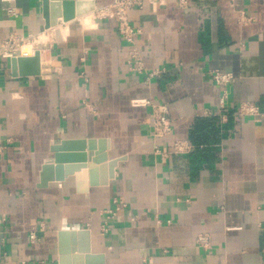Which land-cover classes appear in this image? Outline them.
Masks as SVG:
<instances>
[{
    "label": "crops",
    "instance_id": "1",
    "mask_svg": "<svg viewBox=\"0 0 264 264\" xmlns=\"http://www.w3.org/2000/svg\"><path fill=\"white\" fill-rule=\"evenodd\" d=\"M94 1L96 9L112 2ZM239 13L253 20L239 24ZM128 19L141 30L142 74L130 70L116 22L93 13L57 20L53 29L66 34L43 49L39 76H14L0 60V264H59L58 233L66 230L77 232L75 255L102 257L86 264H264V0H189L184 9L175 0L155 9L146 2ZM44 29L39 0H0V43ZM213 71L234 77L220 116ZM138 100L170 107L172 133L158 141L161 151L177 141L191 151L155 155L152 113ZM240 104L259 115L240 116ZM83 139L106 140L108 160H119L113 178L94 165L92 185L83 169L37 188L50 148ZM113 199L125 206L105 219ZM40 223L32 245L28 234ZM199 235L208 248L196 244ZM63 244L70 248L71 237ZM72 258L68 264H85Z\"/></svg>",
    "mask_w": 264,
    "mask_h": 264
},
{
    "label": "built area",
    "instance_id": "2",
    "mask_svg": "<svg viewBox=\"0 0 264 264\" xmlns=\"http://www.w3.org/2000/svg\"><path fill=\"white\" fill-rule=\"evenodd\" d=\"M4 2H13L14 0H1ZM146 2L148 5L155 8H164L166 6V0H112V2L106 6H102L98 9H95L93 12V16L95 20L99 21H115L116 22V32L117 35L122 39L127 45H129L130 50L128 53V57L130 60V70L134 73L142 74L144 73V67L139 57L138 51L135 49V40L138 34H140L141 30L138 27L133 26L128 19V15L131 11L136 9L142 10L144 9ZM175 4L178 8L184 9L188 6L189 0H175ZM7 15H14L15 9L13 7H7L5 9ZM238 23L239 24H248L253 20L252 17H245L243 13L238 14ZM46 33L47 29H44L42 33ZM39 41L38 34H10L2 43H0V60H11L18 58H28L32 57L35 52L39 51ZM40 56L43 54V51H39ZM160 71L156 70L151 74L146 75V81H149L150 78L159 74ZM211 79L219 89L220 93H222L219 108L217 109V116H220L224 111V103L226 100V89L232 83L234 77L233 75L222 73L219 71H213L211 73ZM86 109L94 114V108L91 104L86 101L83 102ZM134 106L138 105H147L150 107L152 118L150 124V142L152 144V149L155 155H181L187 154L191 151L192 146L186 141H177L171 145V151L165 153L159 149L157 146L158 141L166 138L172 133V120L170 116V107L168 105H150L148 102L144 100H138L133 102ZM238 114L240 116H257L259 115L258 108L253 104H240L237 107ZM210 115V114H207ZM112 206L114 209L107 210L104 213L107 215L105 219H111L117 215L123 208L124 203L120 202L118 199L112 200ZM44 225L40 223L36 230H32L28 234L29 243L32 245L39 243V238L37 233L42 231ZM103 231L107 230L106 222H103ZM5 232L0 231V248H2L6 243ZM196 244L201 248L209 247V238L207 235H199Z\"/></svg>",
    "mask_w": 264,
    "mask_h": 264
},
{
    "label": "water",
    "instance_id": "3",
    "mask_svg": "<svg viewBox=\"0 0 264 264\" xmlns=\"http://www.w3.org/2000/svg\"><path fill=\"white\" fill-rule=\"evenodd\" d=\"M39 2L41 3L45 29L57 27V20L68 23L96 9L94 0H39ZM44 48L46 47H39V51H42ZM39 51L35 52L32 57L11 59L10 64L13 75L20 78L39 76L41 70ZM105 141L104 139L64 140L60 144L52 146L50 148V153L53 154L52 163H45L42 166L37 188L44 189L47 183L51 181L64 182L68 176H72L83 169H87L88 180L92 185L96 172L94 171V165L98 166L99 171L108 168V171H110L109 178L112 179L113 168L119 160H108L107 153L103 152L105 150ZM94 151L97 153H94ZM86 162H89V165ZM103 184H106V180L102 181ZM66 236L71 237L70 248L63 244V239ZM76 236L77 232L74 230L58 233L59 264H68L67 262L71 257L75 261L82 259L85 264L93 260H102L101 256L93 255L89 252H86L84 255H75Z\"/></svg>",
    "mask_w": 264,
    "mask_h": 264
},
{
    "label": "bare ground",
    "instance_id": "4",
    "mask_svg": "<svg viewBox=\"0 0 264 264\" xmlns=\"http://www.w3.org/2000/svg\"><path fill=\"white\" fill-rule=\"evenodd\" d=\"M83 21H84L86 26L92 25V20H91V17H89V16L88 17H84ZM56 30L57 29L50 28V29H47L46 33L44 32V33L38 34V41H39L40 47H43V45H47L50 42L52 43V41H54L56 33H58L59 35L66 34V30L67 29H66V27H64V28H61L60 30H58V32ZM49 40H51V41H49ZM41 56H42V54H41ZM41 56H40V59H41ZM43 64H44V62H42V72L45 71V69L43 68L44 67Z\"/></svg>",
    "mask_w": 264,
    "mask_h": 264
},
{
    "label": "trees",
    "instance_id": "5",
    "mask_svg": "<svg viewBox=\"0 0 264 264\" xmlns=\"http://www.w3.org/2000/svg\"><path fill=\"white\" fill-rule=\"evenodd\" d=\"M202 123H203V121H202V120H199V121H198V127H197V128H199V129H200V128H201V126H202ZM192 141H193V140H192Z\"/></svg>",
    "mask_w": 264,
    "mask_h": 264
},
{
    "label": "rangeland",
    "instance_id": "6",
    "mask_svg": "<svg viewBox=\"0 0 264 264\" xmlns=\"http://www.w3.org/2000/svg\"><path fill=\"white\" fill-rule=\"evenodd\" d=\"M41 33H42V32H41ZM49 41H51V40H49ZM50 43H51V42H50ZM47 45H48V44H47ZM47 45H43V46H45V47H46ZM44 49H45V48H44ZM42 51H43V50H42Z\"/></svg>",
    "mask_w": 264,
    "mask_h": 264
}]
</instances>
